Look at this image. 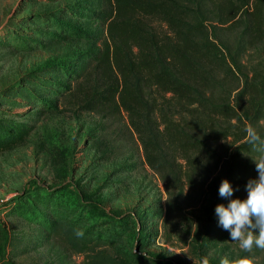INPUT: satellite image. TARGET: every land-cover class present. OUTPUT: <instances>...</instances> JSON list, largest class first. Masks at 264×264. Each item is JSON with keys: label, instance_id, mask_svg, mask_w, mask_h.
Listing matches in <instances>:
<instances>
[{"label": "rangeland", "instance_id": "obj_1", "mask_svg": "<svg viewBox=\"0 0 264 264\" xmlns=\"http://www.w3.org/2000/svg\"><path fill=\"white\" fill-rule=\"evenodd\" d=\"M103 6V0H0V132L20 135L17 144L0 151V264H81L83 257L56 235L53 223L76 220L83 231L108 216L134 218L120 245L132 247L140 228L150 233L142 249L154 257L177 264H201L202 257L209 264L252 257L264 264V250L244 251L218 225L215 208L229 201L214 202L209 191L214 176L205 181L212 169L205 159L200 173L207 168L208 173L193 180L180 156V165H170L178 175L159 174L147 163L126 114L83 112L80 95L63 98L53 92L71 84L63 67L73 70L82 55L101 49L106 28L94 12ZM228 38L233 44V33ZM23 39L28 50L15 46ZM260 65L264 46L241 59L242 72L250 78ZM224 80L226 89L216 95L226 94L237 106L245 78ZM251 118H244L247 130L263 134L264 119L253 113ZM241 146L229 138L215 149L226 164ZM246 159L251 167L232 199H246L248 180L258 178L254 161L259 156Z\"/></svg>", "mask_w": 264, "mask_h": 264}, {"label": "trees", "instance_id": "obj_2", "mask_svg": "<svg viewBox=\"0 0 264 264\" xmlns=\"http://www.w3.org/2000/svg\"><path fill=\"white\" fill-rule=\"evenodd\" d=\"M103 4L102 11L94 12L106 28L101 49L82 55L73 70L63 67L71 84H60L53 92L63 98L80 95L83 112L126 114L155 172L176 173L170 165H180V156L191 170L189 180L212 167L205 181L214 176L209 185L214 202L221 199L224 179L239 190L244 171L251 167L246 158L261 155L247 142L244 118L252 120L253 113L264 119V65L250 78L242 72L241 59L264 46V0H103ZM228 33L235 37L233 44ZM15 46L29 48L24 39ZM240 76L245 78V91L233 106L226 94L216 92L226 89L224 77L240 81ZM5 131L0 132V151L20 138ZM229 138L242 146L237 157L222 164L224 158L215 146ZM202 158L209 169L200 173ZM127 218L102 217L83 230L82 238L74 234L80 230L76 220L54 222V232L83 257L81 264H177L144 252L150 233L140 228L132 247L120 245L134 225V218Z\"/></svg>", "mask_w": 264, "mask_h": 264}, {"label": "clouds", "instance_id": "obj_3", "mask_svg": "<svg viewBox=\"0 0 264 264\" xmlns=\"http://www.w3.org/2000/svg\"><path fill=\"white\" fill-rule=\"evenodd\" d=\"M247 135V142L254 151L261 154L254 161L258 178L248 180L245 186L248 195L244 200L232 199L238 189H234L227 179L222 180L219 196L229 202L227 206L218 204L215 214L218 225L230 233L231 241L238 242L244 251L252 252L254 246L264 250V137L251 127L247 130ZM74 234L77 238L84 236L81 230H76ZM201 264H209V259L202 257ZM220 264H255V258L245 257L230 261L225 257Z\"/></svg>", "mask_w": 264, "mask_h": 264}]
</instances>
